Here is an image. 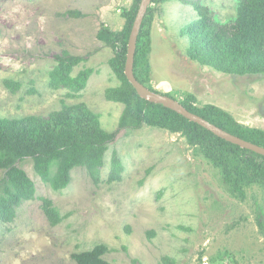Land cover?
Returning <instances> with one entry per match:
<instances>
[{
    "label": "rangeland",
    "instance_id": "374dc122",
    "mask_svg": "<svg viewBox=\"0 0 264 264\" xmlns=\"http://www.w3.org/2000/svg\"><path fill=\"white\" fill-rule=\"evenodd\" d=\"M187 1L150 4L148 84L179 102L214 105L236 122L264 130V75H233L200 64L188 55L181 32L199 18L189 1L228 22L235 17L236 0ZM134 4L0 0V118H47L63 103L84 104L104 131L113 132L124 104L109 100L106 90H122L125 83L111 67L115 49L99 33L111 38L107 31H124V13ZM66 55L81 59L72 76L91 70L78 92L50 85L51 71ZM6 81L19 87L13 91ZM113 153L123 171L119 180L108 182ZM103 162L99 181L79 167L65 188L55 190L30 158L18 161L35 193L10 221L0 220V264H75L71 254L97 244L107 246L103 258L109 264H264V188L246 184L242 199L233 196L217 167L184 136L146 124L121 130ZM44 199L57 212L56 224L44 213Z\"/></svg>",
    "mask_w": 264,
    "mask_h": 264
},
{
    "label": "trees",
    "instance_id": "16d2710c",
    "mask_svg": "<svg viewBox=\"0 0 264 264\" xmlns=\"http://www.w3.org/2000/svg\"><path fill=\"white\" fill-rule=\"evenodd\" d=\"M157 1L151 0V3ZM180 1L188 3L187 0ZM189 3L199 14L196 21L181 31L188 40L187 50L191 59L233 75H264V0H236L235 17L228 22H218L216 17L209 16L208 8L199 2ZM138 6L139 0H135L132 9L124 13L127 21L124 31H107L111 38L99 33V37L115 49L117 59L111 67L126 87L106 90L109 100L124 104L118 127L113 132L104 131L97 115L84 104L63 103L47 118L33 115L0 118V220L10 221L15 209L24 200L34 197L33 181L18 166V161L30 158L36 173L55 190L65 188L71 181V171L79 167L85 168L92 180L97 182L108 144L114 141L119 131L135 130L143 124L184 136L189 144L196 146L217 167L221 182L233 196L242 199V188L246 184H257L264 188L263 155L229 143L161 104L139 97L127 81L123 73L126 45ZM150 11L149 5L137 37L133 73L140 83L154 91L148 84L145 65L148 46L145 25ZM80 60V57L73 55L59 58L51 71L50 85L54 89L65 88L70 92L83 89L91 70L71 75L73 67ZM6 83L13 91L19 87L18 83ZM180 103L188 111L224 131L264 148V130L246 127L236 122L227 111L214 105L197 108L187 101ZM122 171L120 160L113 153L107 181L119 180ZM50 206L51 202L44 199V213L52 224H56L60 219ZM107 251L106 245L97 244L90 250L71 254V258L75 264H109L103 258Z\"/></svg>",
    "mask_w": 264,
    "mask_h": 264
},
{
    "label": "water",
    "instance_id": "95a60500",
    "mask_svg": "<svg viewBox=\"0 0 264 264\" xmlns=\"http://www.w3.org/2000/svg\"><path fill=\"white\" fill-rule=\"evenodd\" d=\"M151 0H140L129 36L127 40L126 46V56H125V65H124V74L127 81L133 86L137 95L143 99L148 101L161 104L163 107L168 108L177 114L185 117L187 120L197 123L204 129L210 131L215 136L237 145L241 148L253 151L257 154L264 156V148L243 140L235 135H232L223 129L217 127L216 125L208 122L204 118L188 111L179 101L176 99L169 97L167 95L158 93L156 91H152L140 83L134 76L133 73V64H134V55L136 50V42L137 37L140 31V27L143 21V18L147 12V8L150 5Z\"/></svg>",
    "mask_w": 264,
    "mask_h": 264
}]
</instances>
